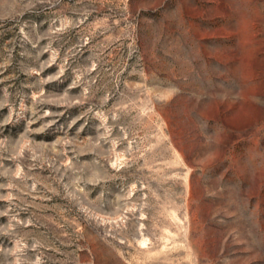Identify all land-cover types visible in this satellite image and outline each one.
Listing matches in <instances>:
<instances>
[{"label": "rangeland", "instance_id": "374dc122", "mask_svg": "<svg viewBox=\"0 0 264 264\" xmlns=\"http://www.w3.org/2000/svg\"><path fill=\"white\" fill-rule=\"evenodd\" d=\"M0 264H264V0H0Z\"/></svg>", "mask_w": 264, "mask_h": 264}]
</instances>
